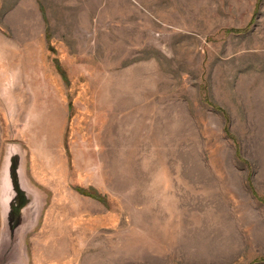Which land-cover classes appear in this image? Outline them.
I'll return each instance as SVG.
<instances>
[{
	"label": "rangeland",
	"instance_id": "374dc122",
	"mask_svg": "<svg viewBox=\"0 0 264 264\" xmlns=\"http://www.w3.org/2000/svg\"><path fill=\"white\" fill-rule=\"evenodd\" d=\"M256 195L264 0H0V264H264Z\"/></svg>",
	"mask_w": 264,
	"mask_h": 264
},
{
	"label": "trees",
	"instance_id": "16d2710c",
	"mask_svg": "<svg viewBox=\"0 0 264 264\" xmlns=\"http://www.w3.org/2000/svg\"><path fill=\"white\" fill-rule=\"evenodd\" d=\"M253 194H254V193H253ZM21 196H22V202H20V203L18 204V206L14 208V214H15V215L19 214L20 209L22 208V206H24V205L26 204V199H24V197H23V193H22V192H21ZM256 196H257V198H258L262 203H264V197H262V196H258V195H256Z\"/></svg>",
	"mask_w": 264,
	"mask_h": 264
},
{
	"label": "water",
	"instance_id": "95a60500",
	"mask_svg": "<svg viewBox=\"0 0 264 264\" xmlns=\"http://www.w3.org/2000/svg\"><path fill=\"white\" fill-rule=\"evenodd\" d=\"M17 188V187H16ZM15 188V189H16ZM21 190H19L18 188H17V190H16V192H15V194H16V197H15V199H16V203H14V205L12 206V212H13V214H12V216L14 215V208L15 207H17L18 206V204L20 203V202H22V196H21ZM23 193V192H22ZM26 205V204H25ZM24 205V206H25ZM24 206H22V208L24 207ZM21 208V209H22ZM20 209V210H21ZM20 213V212H19Z\"/></svg>",
	"mask_w": 264,
	"mask_h": 264
}]
</instances>
